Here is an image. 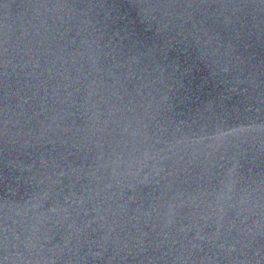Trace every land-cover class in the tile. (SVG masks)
Returning a JSON list of instances; mask_svg holds the SVG:
<instances>
[{"label":"water","instance_id":"1","mask_svg":"<svg viewBox=\"0 0 264 264\" xmlns=\"http://www.w3.org/2000/svg\"><path fill=\"white\" fill-rule=\"evenodd\" d=\"M0 264H264V0H0Z\"/></svg>","mask_w":264,"mask_h":264}]
</instances>
